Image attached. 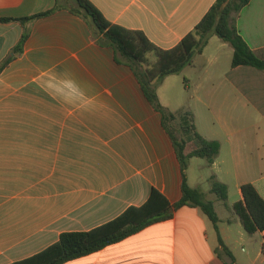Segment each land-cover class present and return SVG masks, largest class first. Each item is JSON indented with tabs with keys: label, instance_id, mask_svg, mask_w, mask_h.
Returning <instances> with one entry per match:
<instances>
[{
	"label": "crops",
	"instance_id": "1",
	"mask_svg": "<svg viewBox=\"0 0 264 264\" xmlns=\"http://www.w3.org/2000/svg\"><path fill=\"white\" fill-rule=\"evenodd\" d=\"M89 1L111 23L140 30L169 49L216 0ZM54 5L55 0H0V19H12L0 22V64L11 58L0 72V264L40 252L61 233L88 231L142 205L152 188L170 203L181 197L172 141L130 68L65 9L19 21ZM236 28L264 59V0H250ZM25 32L21 52L13 53ZM213 38L179 73H195L191 82L183 77L187 97L170 102L160 96V88L174 80L168 78L179 74L165 77L156 94L170 111L189 109L197 132L219 142L217 157L199 164L197 175L191 164L198 158L190 159L187 183L213 202L225 246L247 245L246 252L233 255L236 264H264V231L249 234L238 214L249 224L241 185L252 184L264 199V70L230 64L210 69L219 63L217 54L204 56ZM232 52L230 47L231 57ZM212 174L227 187L225 202L210 193ZM216 236L199 208L184 206L170 220L65 264H226V256L216 252Z\"/></svg>",
	"mask_w": 264,
	"mask_h": 264
},
{
	"label": "trees",
	"instance_id": "2",
	"mask_svg": "<svg viewBox=\"0 0 264 264\" xmlns=\"http://www.w3.org/2000/svg\"><path fill=\"white\" fill-rule=\"evenodd\" d=\"M249 2L250 0H216L194 29L169 49L159 48L140 30L127 29L111 23L89 0H55L51 10L19 20L23 24L25 21L65 9L87 24L98 45L110 48L116 60L130 68L144 97L152 108L160 113L162 126L172 141L181 172V197L177 202L170 203L159 191L152 188L142 205L129 206L117 217L88 231L61 233L58 240L45 249L11 264H65L119 243L152 224L170 220L175 212L184 206L199 208L206 215L217 234L216 252L219 250L228 258L226 264H236L219 235V218L213 202L206 200L201 189L190 187L186 178L190 159H204L208 164H212L219 153L220 144L215 140L204 139L197 132L194 115L189 109L170 111L162 107L156 87L165 77L179 74L190 65L193 56L202 52L212 35L232 48L231 67L247 66L264 70V59L248 47L236 28L240 11ZM10 20L12 19L2 18L0 22ZM26 37V32L21 35L13 53L21 52ZM10 60L11 58H8L0 64V72ZM209 183L210 193L214 194L218 201L225 202L228 194L226 185L218 182L214 174L209 177ZM240 192L243 211L249 220L248 224L242 213L238 212L244 229L249 234L264 231V199L249 183L241 185Z\"/></svg>",
	"mask_w": 264,
	"mask_h": 264
},
{
	"label": "rangeland",
	"instance_id": "3",
	"mask_svg": "<svg viewBox=\"0 0 264 264\" xmlns=\"http://www.w3.org/2000/svg\"><path fill=\"white\" fill-rule=\"evenodd\" d=\"M212 36L214 38H213V40L211 42H209V46H208L207 50L205 51V55L204 56L205 57H211V56H214V55L217 54L218 58H219L218 65L215 66L214 68H211V67H209V68L210 69H221L222 70V69L228 67L229 64H230V58H231V54L229 53L230 45L226 43L225 44L226 48H224L223 50H218V48H216V47L221 45L222 42L218 39L217 36H215V35H212ZM196 62H197L196 64L198 65L199 63H201V60L197 59ZM175 75H178V74H175ZM170 76H172V75H170ZM183 77L186 78L187 82L188 81L191 82V80H195V73H192L190 70H188V71L183 72V75L179 74L178 76L169 77L168 81H172L171 79H174V80H173V82H170L171 86L169 88H164V87L160 88V91H159L160 96L162 98L170 100V102H175L176 98L178 97V95H182L183 97H187L188 96L187 92L185 90H183L184 86H185V82H186L183 79ZM195 110L197 111V113L201 114V109L196 108ZM201 163H205L204 159H199L198 158V160H194V162L191 164V173H192V175H197L198 174V172H199V164H201ZM226 176H227L226 173H224V172L220 173V178L221 179H225ZM230 188H231L230 195L232 196V199H233L234 198V191H233L232 187H230ZM219 214H220V216H223L222 213H219ZM228 217L232 218V215L229 213ZM231 226H232V228H234L235 224L231 225ZM215 239H217V236L215 237ZM233 248L234 249L230 248V250H229L231 252L232 256L234 254H236V255L237 254H243L244 252H246V250H248L247 245H238L237 244L235 247L233 246ZM233 258H234V256H233ZM226 259L228 260L227 257H226Z\"/></svg>",
	"mask_w": 264,
	"mask_h": 264
}]
</instances>
